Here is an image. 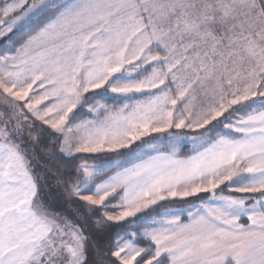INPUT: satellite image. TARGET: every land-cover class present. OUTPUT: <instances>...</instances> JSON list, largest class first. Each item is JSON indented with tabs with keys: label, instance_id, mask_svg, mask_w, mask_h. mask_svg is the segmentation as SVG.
Listing matches in <instances>:
<instances>
[{
	"label": "snow or ice",
	"instance_id": "6c2138e0",
	"mask_svg": "<svg viewBox=\"0 0 264 264\" xmlns=\"http://www.w3.org/2000/svg\"><path fill=\"white\" fill-rule=\"evenodd\" d=\"M0 264H264V0H0Z\"/></svg>",
	"mask_w": 264,
	"mask_h": 264
},
{
	"label": "rangeland",
	"instance_id": "374dc122",
	"mask_svg": "<svg viewBox=\"0 0 264 264\" xmlns=\"http://www.w3.org/2000/svg\"><path fill=\"white\" fill-rule=\"evenodd\" d=\"M182 154H186V152H184V153H182ZM45 191H47V189H45ZM52 191H53V194H57V193H58V189H56V188H54V187H53ZM57 199H58L59 201H61L63 207L66 208V207L68 206L67 203L64 202V201L62 200V197H59V196L57 195ZM98 238L101 240V245L104 246V245H103V241L106 239V237L103 236V235H99Z\"/></svg>",
	"mask_w": 264,
	"mask_h": 264
},
{
	"label": "trees",
	"instance_id": "16d2710c",
	"mask_svg": "<svg viewBox=\"0 0 264 264\" xmlns=\"http://www.w3.org/2000/svg\"><path fill=\"white\" fill-rule=\"evenodd\" d=\"M53 163H55V162H53Z\"/></svg>",
	"mask_w": 264,
	"mask_h": 264
},
{
	"label": "crops",
	"instance_id": "0c3cea01",
	"mask_svg": "<svg viewBox=\"0 0 264 264\" xmlns=\"http://www.w3.org/2000/svg\"><path fill=\"white\" fill-rule=\"evenodd\" d=\"M187 154V153H186Z\"/></svg>",
	"mask_w": 264,
	"mask_h": 264
}]
</instances>
